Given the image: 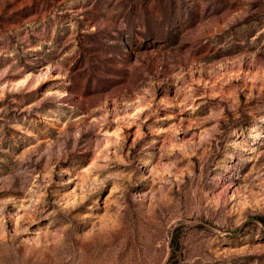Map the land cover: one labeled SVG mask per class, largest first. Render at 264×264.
<instances>
[{"label":"rangeland","instance_id":"1","mask_svg":"<svg viewBox=\"0 0 264 264\" xmlns=\"http://www.w3.org/2000/svg\"><path fill=\"white\" fill-rule=\"evenodd\" d=\"M0 264H264V0H0Z\"/></svg>","mask_w":264,"mask_h":264}]
</instances>
